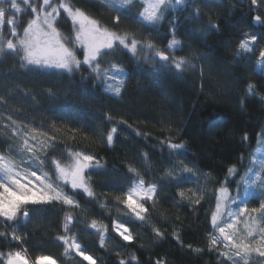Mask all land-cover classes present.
Wrapping results in <instances>:
<instances>
[{
  "label": "snow or ice",
  "instance_id": "6c2138e0",
  "mask_svg": "<svg viewBox=\"0 0 264 264\" xmlns=\"http://www.w3.org/2000/svg\"><path fill=\"white\" fill-rule=\"evenodd\" d=\"M95 2L100 8L114 13L111 26L78 7L74 0H0V59L12 58L22 71L36 75L71 78L79 74L81 83L102 87L105 94L115 99L122 97L131 79L125 56L138 65L140 62L158 64L178 78L197 72L200 59L205 63L208 61L206 54H198L190 45L187 55H177L185 51V42L178 38L185 23L202 21V0ZM250 5V11L254 13L251 16L253 25L264 27V0H250ZM23 17L29 18L24 20ZM124 21L133 22L141 30L140 34L136 30H121ZM165 24L166 43L160 46L158 38ZM220 28L221 25L210 17L202 30L219 32ZM243 35L245 38L240 39L236 48V55L241 59L246 54H254L258 40L264 42V33ZM256 69L264 75V48L259 50ZM199 72L203 81L202 66ZM255 87L248 83L245 91L253 94ZM89 93V89L81 93L84 101L92 98ZM48 95H54L51 89ZM7 102L6 97L0 96V104ZM69 114L70 110L63 113L64 116ZM113 119L110 114L105 115L106 121ZM8 120L9 123L3 126V131L8 133L6 149L0 150V248L7 247L6 251L0 250V264H58L50 255L31 257L28 234L20 230L21 226L26 227L33 221V209L56 206L64 213L62 234L56 240L64 247L65 254L75 252L89 264H96L79 243L74 228L87 223V227L99 235L100 247L104 248L108 226L97 219L86 222L74 213L76 210L84 214L90 211L77 199L81 195L98 203L101 209L109 206L104 199L108 193H97L92 181L93 173L107 171L106 161L66 145L59 156L55 155L63 143L62 140L58 143L56 135L49 136L35 128L29 129L27 125L22 127L11 116ZM119 123L127 122L121 120ZM208 123L210 129L219 126L214 120ZM161 124L164 126L163 121ZM64 126L67 128L64 135L73 141L76 134L89 138L83 125ZM52 128L54 132L61 131L56 120L52 122ZM168 130L171 132V127ZM136 134L141 135L139 131ZM92 135L111 148L116 142L118 128L113 124L106 134L101 128H93ZM248 140V134L244 133L241 143ZM257 141L264 145V131L257 134ZM159 145L161 152L165 148L168 150V163L161 166L158 178H145L151 171V161L149 153L143 152L139 167L125 165V184L114 196L115 206L127 219H113L112 231L126 245L138 239L129 226L131 224L149 228L157 238L164 237V231L152 223L151 215L162 200L170 199L174 206H190L195 210L208 198L207 185L212 182L210 173H202L186 162V143L169 135L161 139ZM226 171L227 175L213 192L215 203L209 216L212 231L208 233L207 250L216 252L219 264H264V159L258 160L253 155L242 173L235 164ZM202 178L204 184H201ZM229 182L235 186L233 189L229 188ZM187 184H194L195 188L186 187ZM171 189L175 190L168 197ZM257 201L256 206H250ZM239 224H243L242 229ZM173 236L180 240L177 232H173ZM188 247L196 253L204 251L192 248V245ZM116 254L121 257L117 264H138L134 253L128 254L127 258H123V251ZM155 264L165 262L158 259Z\"/></svg>",
  "mask_w": 264,
  "mask_h": 264
},
{
  "label": "trees",
  "instance_id": "16d2710c",
  "mask_svg": "<svg viewBox=\"0 0 264 264\" xmlns=\"http://www.w3.org/2000/svg\"><path fill=\"white\" fill-rule=\"evenodd\" d=\"M74 2L111 26L114 13L100 8L95 0ZM202 3V21L185 23L178 37L185 42V51L177 55H187L190 45L198 54H206L208 61L205 63L200 59L197 72L178 78L158 64L140 62L138 65L125 56L131 79L120 99L105 94L102 87L81 83L79 74L71 78L36 75L22 71L12 58L0 59V96L8 101L0 104V150L6 149L8 133L3 131V126L9 123L8 117L11 116L22 127L27 125L29 129L35 128L49 136L56 135L58 143L62 140L55 155L59 156L66 145L103 157L107 163V171L93 173L92 181L97 193H108L104 199L109 206L101 209L98 203L81 195L77 199L90 211L88 214L79 210L74 213L86 222L97 219L108 226L104 248L100 247L99 235L88 228L87 223L74 228L79 243L96 260V264H117L121 257L116 253L121 251L123 258L134 253L138 264H155L158 259L165 264H219L216 252L207 250L208 233L212 231L209 216L215 203L214 189L227 175L230 165H237L243 172L259 145L257 134L264 131V75L256 69L258 53L264 48V42L258 40L254 54H246L243 59L237 57L236 48L240 39L245 38L244 33L259 36L264 33V27L253 25L250 0H202ZM210 17L221 25L219 32L202 30ZM28 18L23 17L24 20ZM120 28L136 30L138 35L141 31L131 21H124ZM64 31L67 33V26ZM166 31L165 24L158 38L160 46L166 43ZM201 66L204 69L203 81L199 72ZM248 83L256 85L253 94L245 91ZM49 89L54 95H48ZM84 89L90 90L92 98L89 101L83 100L81 93ZM65 110H70V114L64 116ZM106 114H110L113 121H106ZM54 120L57 128L61 129L58 133L52 128ZM121 120L127 123H119ZM209 120H214L219 126L210 129ZM113 124L118 128V136L114 146L109 148L93 137L92 129L101 128L106 134ZM64 125H83L89 138L76 134L74 141L69 139L64 135L67 132ZM137 131L141 135H137ZM145 133L149 135L145 137ZM244 133L248 134L249 140L241 143ZM169 135L186 143V162L195 165L202 173H210L212 182L207 185L208 198L195 210L190 206H174L170 199L162 200L151 215L152 223L164 231V237L157 238L149 228L131 224L129 226L138 239L126 245L112 231L113 219H127L118 211L114 201V196L125 184V165L139 167L141 153L147 152L151 171L145 178H158L161 166L168 163V150L165 148L161 152L159 141ZM204 183L202 178L201 184ZM228 186L230 189L235 187L231 182ZM186 187L195 188V185L187 184ZM174 190H169L167 196L170 197ZM32 216L33 221L20 228L28 234L31 257L44 254L52 256L58 264H89L75 252L66 255L62 244L57 242L56 237L62 234L64 216L59 206L33 209ZM173 232L179 234V241ZM188 245L204 251L196 253ZM0 250L6 251L7 247Z\"/></svg>",
  "mask_w": 264,
  "mask_h": 264
},
{
  "label": "rangeland",
  "instance_id": "374dc122",
  "mask_svg": "<svg viewBox=\"0 0 264 264\" xmlns=\"http://www.w3.org/2000/svg\"><path fill=\"white\" fill-rule=\"evenodd\" d=\"M254 157L258 160L264 159V145H261V144L258 145V147L255 151ZM238 227H240L242 229L243 224H239Z\"/></svg>",
  "mask_w": 264,
  "mask_h": 264
}]
</instances>
